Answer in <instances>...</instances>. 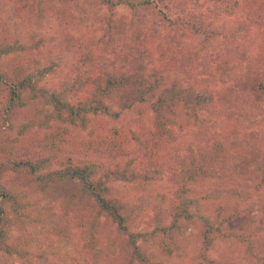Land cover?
Instances as JSON below:
<instances>
[{
	"label": "rangeland",
	"instance_id": "374dc122",
	"mask_svg": "<svg viewBox=\"0 0 264 264\" xmlns=\"http://www.w3.org/2000/svg\"><path fill=\"white\" fill-rule=\"evenodd\" d=\"M111 1L120 3L110 6L101 0H0L3 51L0 54L3 80L0 81V143L22 141L47 131L52 123L49 94L62 91L77 70L103 71L142 65L150 73H159L166 86L204 89L213 101L210 107L199 111L197 118L187 115L180 107L176 109L172 128L181 129L176 132V141L161 149L165 161L163 177L146 182H123L110 177L108 196L125 205L131 232L152 235L145 237V246L146 252L152 253L153 264H207L200 255L201 217L211 216L215 205L216 208L218 204L227 205L230 211L238 202L241 215L224 222L223 228L239 235L248 227L245 233L249 236V247L264 262V100L258 109L252 110L246 104L247 109L242 110L246 108L243 75L249 68L247 60L239 67L231 64L230 69L236 68L230 70L229 80L220 82L212 72L216 75L221 57L231 51L223 37L204 42L202 35L175 29L151 8L137 7L134 11L124 3L139 4L141 0ZM237 1L239 5L232 13H224L222 4L212 0H164L161 6L173 20L188 14L210 13L216 8L214 22L209 24L206 17L201 21L225 35L243 19V0ZM257 33L253 32L256 37L251 42L246 39L241 42L249 44L254 53L264 43ZM234 40L239 43L241 39ZM18 71L33 78L36 92L35 96L28 91L22 93L23 106L8 112L5 103L8 88L3 82L5 78L12 81ZM260 92L264 97V90ZM141 108L135 105L122 111L116 121H110L128 141V157L121 159L119 165L131 159L135 172L142 168L140 163L146 156L139 142L154 130L152 112L148 109L141 114ZM21 127H25V132ZM213 137L224 148L221 177L201 178L188 186L186 196L194 201L189 209L193 219L182 220L174 240L166 239L157 228L171 222L169 205L174 200L175 185L170 174L178 168L176 157L183 159L203 139ZM110 163L114 161L108 163L112 168ZM34 178L24 168L18 173L6 169L0 176V189L10 191L14 199L12 205L0 198L5 211L1 230L10 246V252H0V264H111L104 239L113 226L102 227L100 221V251L85 248L81 239L84 230L78 231L74 226L75 216H64L58 202L48 200L47 192H41L44 185ZM57 225L61 229L59 234L54 232ZM165 241L172 248L170 254L159 248ZM138 244H142L141 240ZM207 256L216 263L257 264L256 258L247 252L246 243L243 245L237 238L219 237Z\"/></svg>",
	"mask_w": 264,
	"mask_h": 264
},
{
	"label": "trees",
	"instance_id": "16d2710c",
	"mask_svg": "<svg viewBox=\"0 0 264 264\" xmlns=\"http://www.w3.org/2000/svg\"><path fill=\"white\" fill-rule=\"evenodd\" d=\"M163 1L141 0L139 4L126 1L124 3L134 11L137 7L151 8L175 29L182 28L191 34L202 35L204 42L211 43L216 37H223L231 51L225 52L221 57L218 68L215 69L217 76L214 72L212 74L216 80L227 82L231 75L230 70L236 68L230 69V65L239 67L242 61L247 60L246 65H249V68L243 75V91L247 94L244 95L243 101L250 109H258L260 102L264 100V97L260 96L263 95L260 91L264 90V43L260 44L254 53L249 44L241 42L245 39L251 42L256 37L253 32L257 33L260 29L263 33L261 31V34H257L264 38V0H243L242 21L225 35L208 27L216 19V8L210 10V13L197 16L188 14L173 20L167 16L164 6H161ZM212 1L221 3L224 13H232L239 5L237 0ZM101 2L110 6L120 3L111 0ZM205 17L210 19L209 24L201 21ZM237 37L241 39L237 41L239 43L234 42ZM1 52L3 51L0 48V54ZM13 78L12 81L5 78L3 82L8 88L5 101L8 112L23 106L22 93L28 91L35 96L36 92V83L29 74L25 76L18 71ZM0 81H3L2 78ZM212 98L204 89L166 86L159 73H150L142 65L134 68L133 64L130 68L103 71H91L90 68L77 70L73 80L62 91L49 94V104L52 107L49 117L52 123L47 131L22 141H1L0 176L6 169L15 173L23 168L29 170L30 174L35 176L34 181L44 185L41 192H47L48 200L53 203L57 201L64 216H75L77 221L74 226L78 231L84 230L83 234L81 232V239L85 241V248L92 252L100 251V221H103L102 227L113 226L109 236L104 239V242H107L105 247L111 264H153L152 253H147L145 246V237L152 235L133 233L129 230V215L125 211V205L121 200L108 196L107 180L111 177L110 180L123 182H146L162 178L165 161L163 162L161 157V149L174 143L177 139L176 132L181 129L179 126L175 130L172 128L175 125L176 109L180 107L187 115L197 118L199 111L210 107ZM138 104L142 107L141 114L148 109L152 112L154 130L145 132L144 140L139 142L146 156L140 160L142 168L135 172V167L131 168V159L125 165H119L121 159L128 157V141L113 128L110 121H116L122 111L130 110ZM245 109L247 105L242 108ZM21 131L25 132V127H21ZM223 156L222 143L213 137L203 139L196 150L188 152L183 159L176 157L178 168L170 174L175 185L174 200L169 205L171 222L168 226L157 228L166 235V239L174 240L180 232L179 225L182 220L189 222L193 219V213L189 209L194 201L186 196L189 192L188 186L201 178L221 177ZM111 160L114 161L113 164L110 163L112 168L108 165ZM47 167L53 169L49 171ZM0 198L14 205L10 191L0 189ZM213 208L211 216L201 217L200 255L206 263L233 264L216 263L208 259L207 253L212 249L214 242L223 237L225 240L237 238L243 245L246 243L250 257L256 258L257 264H264L249 247V236L245 233L248 227L239 232V235L223 228L224 222L228 223L241 215V204L236 202L229 208L231 212L227 205L218 204L217 208L216 205ZM4 216L5 211L0 201V252H10L5 233L1 230ZM54 232L61 233L58 225ZM139 240L142 244H138ZM169 244L166 241L160 243L161 252L170 254L172 248Z\"/></svg>",
	"mask_w": 264,
	"mask_h": 264
}]
</instances>
